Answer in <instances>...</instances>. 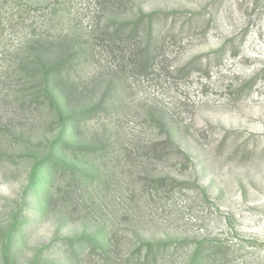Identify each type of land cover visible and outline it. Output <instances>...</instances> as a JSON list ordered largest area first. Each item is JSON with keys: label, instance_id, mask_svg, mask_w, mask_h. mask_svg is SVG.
Segmentation results:
<instances>
[{"label": "rangeland", "instance_id": "obj_1", "mask_svg": "<svg viewBox=\"0 0 264 264\" xmlns=\"http://www.w3.org/2000/svg\"><path fill=\"white\" fill-rule=\"evenodd\" d=\"M48 1L0 28V264H264V0Z\"/></svg>", "mask_w": 264, "mask_h": 264}, {"label": "trees", "instance_id": "obj_2", "mask_svg": "<svg viewBox=\"0 0 264 264\" xmlns=\"http://www.w3.org/2000/svg\"><path fill=\"white\" fill-rule=\"evenodd\" d=\"M65 16V10L57 8L55 3H50L48 0H0V28H4L8 25L18 32H22L26 38H31L28 39V41H31L29 43L34 46H37V44H54L55 42H58L60 39L53 40V35H51L53 33H50L51 30H55L56 28V26L52 27V23L54 24V21L61 20L62 18H65ZM39 17H43L44 20H40ZM40 24L44 27L43 29H41ZM127 29V25H120L115 31L110 33L109 40L116 43L119 39H123L122 37ZM138 29V27L133 28L129 35L130 38H134V36L138 33ZM151 55L152 54L149 51H146L144 53L139 52L137 57L142 63L148 64L154 59ZM75 61L72 56L67 57L64 60L54 63L50 68H48L45 73L47 82L46 86L48 87L49 82L54 78H62L64 80L68 79L70 77V73L77 64V61ZM47 87L44 89V94L47 95L48 99H51L52 95L49 91V87ZM92 111L94 114L92 116H95L96 112H98L97 109ZM198 264L204 263L201 261V263Z\"/></svg>", "mask_w": 264, "mask_h": 264}]
</instances>
